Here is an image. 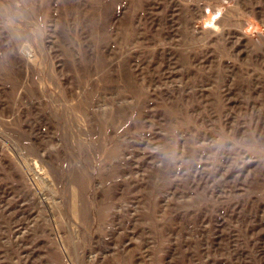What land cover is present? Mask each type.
I'll return each instance as SVG.
<instances>
[{"label":"rangeland","instance_id":"obj_1","mask_svg":"<svg viewBox=\"0 0 264 264\" xmlns=\"http://www.w3.org/2000/svg\"><path fill=\"white\" fill-rule=\"evenodd\" d=\"M0 264H264V0H0Z\"/></svg>","mask_w":264,"mask_h":264}]
</instances>
